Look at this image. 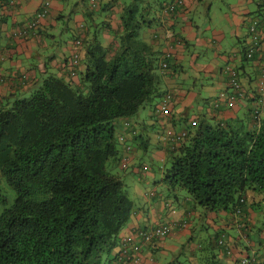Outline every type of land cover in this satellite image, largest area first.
Masks as SVG:
<instances>
[{
    "label": "trees",
    "instance_id": "trees-1",
    "mask_svg": "<svg viewBox=\"0 0 264 264\" xmlns=\"http://www.w3.org/2000/svg\"><path fill=\"white\" fill-rule=\"evenodd\" d=\"M101 1L88 0L86 19L93 24L92 16L100 8L108 12L106 19L113 14L112 5ZM176 6V0L121 4L119 23L107 46L96 32L87 35L92 27L80 26L82 33L73 36V53L60 65L68 78L49 70L34 80L31 97L0 107V182L15 194L12 205L0 213V264L136 260L141 250L134 253L119 237L133 214V202L124 180L110 175L106 167L119 152L114 122L134 118L159 101L158 112L169 94L159 88L161 63L141 32L154 22L152 13L171 14ZM102 24L112 27L111 22ZM19 84L17 91L26 81ZM243 90L235 97L243 99ZM254 110L241 120L216 124L194 117L182 137L169 136L170 163L163 177L168 190L184 189L194 210L199 207L205 216L225 213L232 220H245L246 209L255 204L247 203L248 192L264 201V107L259 117ZM125 150L131 148L127 145ZM189 220L186 216L178 223L188 226ZM158 229H138L134 245L142 248L163 239L144 242V235ZM161 229H166V237L173 230L171 224ZM220 237L213 241L219 244ZM219 246L226 252V245Z\"/></svg>",
    "mask_w": 264,
    "mask_h": 264
},
{
    "label": "crops",
    "instance_id": "crops-1",
    "mask_svg": "<svg viewBox=\"0 0 264 264\" xmlns=\"http://www.w3.org/2000/svg\"><path fill=\"white\" fill-rule=\"evenodd\" d=\"M42 1L0 0V73L4 78V82L0 84V107L11 103L19 92L27 93L31 90L34 80L46 76L49 70L53 69L57 76L66 75L65 79L68 78L67 73L64 75V72L60 71V65L73 53L75 38L72 40L64 33L69 32L71 28H80L87 24L85 19L89 13L88 0L86 4L84 2L83 8H81L83 0H79L81 9L78 13L75 9L71 10V0H49V12L42 19L40 29L26 36L20 34L26 23L34 17ZM128 1L102 0L101 4L109 2L112 5L110 11L113 14L106 19L108 12H101V8L95 12L101 13L99 16L95 13L92 16L97 29L87 35L92 36V33L96 32L99 37L105 38L103 44L107 46L113 40L112 32L119 23V6ZM160 1L161 4L164 1L171 2L153 0L156 4ZM263 14L264 0H182L174 13L164 14L162 11L161 14L160 11L152 13L151 19H154V22L142 30L141 37L151 45L153 54L158 55L156 56L158 63L168 55L165 60L168 69L159 71V88L164 94L172 95L171 115L166 117L156 112L155 105L158 101L142 109L134 118H121L115 121L118 143L122 144L124 150L125 146L132 148V145L133 147L134 144L140 145L144 140L152 142L158 150L157 156L162 160L166 157L168 161L167 140L169 136L181 133L192 113L199 122L211 124L246 118L251 108L258 104L257 99L264 93L260 89L264 69V48L256 51L250 60L244 57L250 44V24L257 18L262 22ZM71 17H74L73 20ZM102 21L111 22L112 27L101 25ZM61 23H65L60 34V40L63 38L65 42L64 49L57 48L54 53L51 51L50 54H43L47 39L58 37L56 30ZM227 68L237 71L241 87L244 88V97L241 100L235 97L236 93L228 84L229 76L225 73ZM20 80H25L26 84L17 91L16 84H19ZM221 94H226V97L221 98ZM232 97H235L234 100ZM182 122L185 124L183 123L180 129ZM141 148L142 146H139L134 150L129 159H139L141 154L138 150ZM131 150L133 152V149ZM165 170L166 168H162V172L160 171L162 177ZM139 179L141 181L135 187L126 186L134 211L119 235L122 241L127 237H133L138 229L146 228L147 231H152L155 226L151 223H157V215L146 214L144 207L137 200L146 204L149 202L153 210H159L161 206V217L163 206L166 209L169 206L162 199L156 200L159 195L155 190L147 189L150 179L148 176ZM137 197L139 198L136 199ZM247 198L249 205L253 202L255 204L246 209L248 215L245 220L240 221L230 219L225 213L210 217L209 214L205 216L200 212L196 217V210L192 205L190 209L177 212L170 208L168 214L170 220L166 219L165 223L172 225V232L168 237L158 239L152 245L143 246L136 260L127 264H237L243 256H254L258 264H264V224L262 223L263 228L259 227L260 216L256 210L263 200L260 195L253 196L251 192H248ZM186 216L190 218L189 224L181 227L178 221ZM204 217L206 220L204 225L213 233L208 232V237L197 244L198 238L188 227L193 223L192 218H197L195 224L197 222L201 224ZM235 218L238 219V216ZM239 223L243 228L238 225ZM226 229L232 230L233 233L229 234ZM255 229L258 231L260 229V232H256ZM215 236H221L220 240L224 239L227 254L216 243L217 241H213ZM187 244L191 246L189 250ZM198 251L201 252L200 257L196 255Z\"/></svg>",
    "mask_w": 264,
    "mask_h": 264
},
{
    "label": "rangeland",
    "instance_id": "rangeland-1",
    "mask_svg": "<svg viewBox=\"0 0 264 264\" xmlns=\"http://www.w3.org/2000/svg\"><path fill=\"white\" fill-rule=\"evenodd\" d=\"M84 2H85V4L87 3L86 0H83L81 3V4H83L81 8H83ZM129 2H130V0L127 2V4ZM70 8H71V10L75 9L77 11V13L80 12L81 8L79 6V0H71ZM95 14H97L99 16L101 13H95ZM73 18L74 17H71L72 20H73ZM85 21L90 27H92L91 31H96L97 27L94 26V24L92 23V21L89 20V18L85 19ZM64 26H65V23L59 24V27L56 30V34L58 36L57 38H55L56 40L55 39H52V40L47 39L46 47H44L43 51H42L43 54H50L51 51H52V53H54V50L57 48H61V50L64 49L65 42H64L63 38H62V40H60L61 39L60 34L63 32ZM82 28L81 27L80 28L74 27V28H71V30L69 32L64 33V34H68V36L73 39V36L77 37L80 35V33L83 31ZM64 34H62V35H64ZM61 41H63V43ZM156 56L158 57L157 54H156ZM31 95H32V92H31V90H29V91H27V93H20L19 92L16 95V98H29V97H31ZM16 98L12 99V102L15 101ZM194 117L195 116L192 113L190 115V117L187 118L186 125H188V123ZM183 123L184 122H182L181 125L179 126L180 129H181V126H183ZM114 128H115V135H117L118 134L117 125H115ZM176 131L179 132L178 129ZM117 144H118L117 147L119 150V152L117 154V160L118 161L116 162L112 158L108 162L107 167H106L108 173L110 175H116V176L122 177L124 182L126 183V186L128 185L127 187H130V188L135 187L137 185V183H140L141 179H139V178H141V177L144 178L145 176L146 177L148 176L150 179L148 180L149 185H148L147 189L155 190L156 194L159 195L156 197V200L161 201V199H162L163 202L166 201L167 205H169V206H167L168 209H166L163 206L162 217H161V206H160L159 210L158 209L153 210V209H151L149 202L146 204V203H144V201H141V200L138 201L137 200V202L141 203V206L144 207L143 209L146 211V214L149 213V214H152L154 216L157 215V217H156L157 223L156 224L151 223V225L158 226L160 228L163 225L167 226L168 223H165V220L166 219L170 220V217H168L170 208L174 212L183 211V209H190L191 208V205H193L192 201L189 200L190 199L189 195L184 189L183 190L177 189L175 191H170V190H168V187L163 183V177L160 174V171L162 172V168L164 169V168H167L169 166L170 159H168V161H167L166 157L164 160L159 158V156H157V154H156V152L158 150H157V148L155 149V146H153L152 142L151 143L145 142L144 143L145 147L143 146V148H141V150H138L139 153L141 154V157L139 159L135 158L132 160L129 159L130 155L134 154V150H136L140 145L134 144V147H133V145L131 144L132 148L130 146L129 147L131 149H133V152H132V150L131 151L129 150L130 151L129 152L127 150L126 151L124 150V147H122V144L120 142ZM166 145H167V143H166ZM146 149H147V151H145ZM134 168L136 170H133ZM0 183L2 185V187H0L1 188L0 194L2 197L5 198V202L0 203V213H1L5 208H8L12 205V203L15 199V194L12 191V189L6 185L5 181H1ZM138 198L139 197H137L136 199H138ZM136 199H135V201H136ZM171 206H173L174 208H172ZM256 210L258 211V215L260 216L259 220H260L261 225L259 227L263 228L262 227L263 226L262 223L264 224V202L263 201L256 208ZM195 212H196L195 216L197 217L200 214L201 209L199 207H197ZM146 214H145V217H146ZM194 219L192 218L193 223H191L189 225L188 229L193 231L195 237L198 238V239H196L197 244H199V242H201L202 240H204L208 237V232L209 233H213V232L207 225H204V227H203L202 224H204L206 221L205 217L202 219L201 224H200V222H197V224H195L197 221V218H194ZM145 220H147V219L145 218ZM194 221H195V223H194ZM226 230L229 234L233 233V231L230 229H226ZM263 230H264V228H263ZM255 231L260 232V229H259V231H258V229H255ZM257 234L260 235V233H257ZM162 238L163 239L166 238V235H165V237L163 236ZM169 238H170V236H169ZM189 248H191V246L189 244H187V250H189ZM196 255H197V257H200L201 252L199 253V251H198V253H196ZM251 255H253V254H251Z\"/></svg>",
    "mask_w": 264,
    "mask_h": 264
},
{
    "label": "built area",
    "instance_id": "built-area-1",
    "mask_svg": "<svg viewBox=\"0 0 264 264\" xmlns=\"http://www.w3.org/2000/svg\"><path fill=\"white\" fill-rule=\"evenodd\" d=\"M176 3L177 5L181 4L182 0H176ZM49 8H50V1L43 0L38 10L36 11L34 17L31 20H29L28 23H26V26L23 28V30H21V34L25 35L28 32V30H36L39 27L42 19L47 16L49 12ZM262 22L261 19L257 18L250 24L249 27L250 44L248 49L245 51V56L247 60H250L254 56L256 51L264 48V20ZM167 57L168 55L165 56L164 60L160 64L162 71L168 69V63L167 61H165ZM262 72H263V76H262L263 78L260 82V89L262 90V92H264V69L262 70ZM225 73L229 76V80H228L229 86L234 90L236 94L238 93L240 94L242 92V87L239 84L237 73L232 68L225 69ZM224 97H226V94H221V98ZM234 98L235 97H232L231 99L234 100ZM171 104H172V95L168 94L167 97L163 100V104L159 107L158 110L159 114L161 116L169 117L171 115V111H170ZM262 106L264 107V93H262V96L255 107L254 114L256 115V117L260 116L261 113L260 110ZM192 123L194 124V121ZM179 135L182 137V135L184 134L181 132ZM165 233H166V229L162 230L161 228L155 232H149L146 235H144L145 238L144 242L148 244L152 242L154 237L162 238L165 235ZM124 243L131 246L134 253H138L141 250L139 246L134 245L133 237H127L124 240ZM219 244L225 245L226 243L224 239H221ZM255 259L256 257L254 256H243L242 258H240V260H238V264H257Z\"/></svg>",
    "mask_w": 264,
    "mask_h": 264
}]
</instances>
